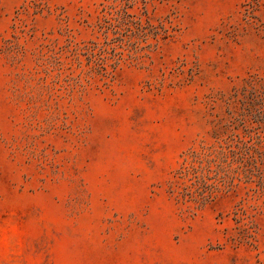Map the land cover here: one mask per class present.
I'll list each match as a JSON object with an SVG mask.
<instances>
[{
    "label": "rangeland",
    "instance_id": "1",
    "mask_svg": "<svg viewBox=\"0 0 264 264\" xmlns=\"http://www.w3.org/2000/svg\"><path fill=\"white\" fill-rule=\"evenodd\" d=\"M0 264H264V0H0Z\"/></svg>",
    "mask_w": 264,
    "mask_h": 264
}]
</instances>
